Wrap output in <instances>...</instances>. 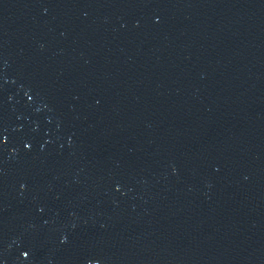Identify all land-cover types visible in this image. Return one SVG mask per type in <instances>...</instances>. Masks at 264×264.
I'll return each mask as SVG.
<instances>
[{
	"label": "water",
	"instance_id": "water-1",
	"mask_svg": "<svg viewBox=\"0 0 264 264\" xmlns=\"http://www.w3.org/2000/svg\"><path fill=\"white\" fill-rule=\"evenodd\" d=\"M0 264H264V0H0Z\"/></svg>",
	"mask_w": 264,
	"mask_h": 264
}]
</instances>
